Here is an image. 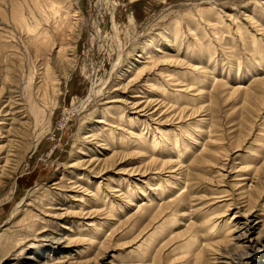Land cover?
<instances>
[{"label":"rangeland","instance_id":"1","mask_svg":"<svg viewBox=\"0 0 264 264\" xmlns=\"http://www.w3.org/2000/svg\"><path fill=\"white\" fill-rule=\"evenodd\" d=\"M256 241L240 264H264V0H0V264Z\"/></svg>","mask_w":264,"mask_h":264},{"label":"bare ground","instance_id":"2","mask_svg":"<svg viewBox=\"0 0 264 264\" xmlns=\"http://www.w3.org/2000/svg\"><path fill=\"white\" fill-rule=\"evenodd\" d=\"M205 38V37H204ZM162 90V89H161ZM163 91H165L164 89H163ZM147 105V104H146ZM131 120V118L128 120V125L130 126V125H132V124H130V121ZM129 137H133V136H131L132 135V133H130V134H127ZM153 142H154V139H153ZM153 142H152V144H153ZM176 142H178V140L175 138V141H174V143H175V145H176ZM120 147V146H119ZM127 149V148H126ZM112 207L111 208H113L112 210H111V208H110V210H109V212H111V211H113L114 210V208H116L113 204H110ZM96 226H98L97 224L94 226V228H97ZM225 226H227V224L225 225ZM213 227H215V226H213ZM42 232H40L39 234H41V233H43V232H45L43 229L41 230ZM94 238V239H93ZM89 239H91V240H94V241H96L97 239H98V236H96V235H94V237H91V238H89ZM33 240H35V238L33 239ZM192 240H195V238L194 239H192ZM30 240L29 239H27L26 237L25 238H23V239H21V240H18V241H16V243H15V245H14V247H17V248H22V247H24L25 245H26V243H30L29 242ZM258 244V242L256 241V242H254L253 244H250L249 246H247V248H248V251H246V252H244L242 255H240L238 258H233V257H230L229 259H227L228 261H226V263L224 262V264H240L241 263V260L242 259H246V258H249V251H251L252 249H253V246L255 245H257ZM30 246V245H29ZM21 253V252H20ZM20 253H19V255H20ZM62 259V258H61ZM60 258H59V260L58 261H55L56 260V258L54 259V260H48V261H45L46 263L45 264H66V263H63V260H61ZM237 262V263H236Z\"/></svg>","mask_w":264,"mask_h":264}]
</instances>
